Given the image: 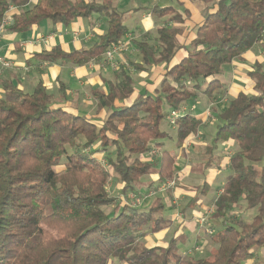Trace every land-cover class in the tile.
Returning a JSON list of instances; mask_svg holds the SVG:
<instances>
[{
    "label": "trees",
    "instance_id": "16d2710c",
    "mask_svg": "<svg viewBox=\"0 0 264 264\" xmlns=\"http://www.w3.org/2000/svg\"><path fill=\"white\" fill-rule=\"evenodd\" d=\"M203 1L202 22L188 45L181 41L183 29L176 26L185 22L180 13L171 7L151 9L153 16L169 19L157 29L154 45L135 42L143 61L130 64L133 71L165 65L160 87L155 95L136 93L132 71L117 66L113 80L105 81L107 93L91 92L102 117L56 107L55 94L42 82L27 93L12 78L0 81V264H246L257 259L256 252L264 248L262 62L246 74L253 92H239L221 113L215 146L200 167H210L217 144L234 142L229 175L211 215L212 226L222 227L212 228V255L181 253L188 236L172 238L166 246H146L142 240L148 234L160 233L172 222L164 217L159 198L148 209L128 202L155 167L158 185L175 176L174 154L163 151L156 162L146 156L152 142L162 148V141L170 138L162 127L170 112L193 106L200 94L211 101L224 94L225 84L218 77L225 66L257 44L264 56V0ZM95 14L107 20L99 40L89 49L66 52L57 45L34 54L47 65L105 61L106 53L129 34L122 13L109 0H0V28L10 34H23L43 22L66 27ZM183 51L185 56L176 62ZM200 80L206 81L204 88ZM64 87L58 89L63 99ZM201 126L190 113L177 119V147ZM98 152L104 163L94 155ZM113 177L121 186L118 196L108 190ZM194 203L181 210L183 219ZM239 209L255 213L246 219Z\"/></svg>",
    "mask_w": 264,
    "mask_h": 264
},
{
    "label": "crops",
    "instance_id": "0c3cea01",
    "mask_svg": "<svg viewBox=\"0 0 264 264\" xmlns=\"http://www.w3.org/2000/svg\"><path fill=\"white\" fill-rule=\"evenodd\" d=\"M86 1H96L98 3L103 2L104 0H86ZM113 3V6L122 13L124 18L126 14L134 13L136 11L145 9V14L142 15L141 20L137 19V30L136 32L129 29V34L125 37L124 41L129 42V47L127 51L116 54L115 59L117 65L124 64L130 71L132 70L131 62L134 64L142 65V61L138 60L140 52L137 49L135 42L144 40L151 45L156 43L157 38V29L160 26H163L166 21L169 19V16L162 18H157L151 14V9L155 6L159 8L171 7L176 12L180 13L183 16L184 23L183 25H176L183 29L184 34L181 37V41L188 45L195 37V32L197 27L202 22L201 13L206 9V3L203 0H133L138 2V6H127V0H109ZM143 1V2H142ZM151 4H150V3ZM120 7H125L123 10ZM126 5V6H125ZM14 12V9L11 10V15ZM8 15V17H9ZM107 20L104 17H101L97 14L93 15L88 19H78L75 22L71 23L69 26H62L60 24L47 25L46 22H43L39 26L33 27L30 31H27L23 34H10L5 32L4 28H0V57H4L12 62L13 66L10 69H3L0 64V81L12 78L14 82L19 84V87L24 91H32L37 83L42 82L46 85L48 90L51 93H54L56 96V107H62L69 112L79 114L75 109L70 108V104H76L79 102L77 97L79 93H82L85 87H89L88 94L90 99L95 103L94 111L91 114H79L87 117L103 116V113H100L97 110L96 101L92 98L91 92L93 90H100L107 93V85L105 81H112L114 78V72L111 67L107 69L105 61L103 62H92L85 66H74V65H61V64H52L47 65L42 61L34 59V54L41 51L50 50L54 46H61L62 49L66 52H71L73 50L89 49L94 43L99 40V36H102L107 31ZM171 25V24H170ZM14 36H18V40H14ZM53 37V40L48 43L42 42H32V40L37 39L38 37ZM256 47V46H255ZM254 50V48H253ZM253 50L245 52L240 60L233 61L232 65L236 66L238 70L236 73L238 77H243L250 86L251 93L253 92V83L247 77V72L252 70V66L257 62H261V59L264 60L263 54L261 57L253 56ZM185 56L184 51L178 55L176 62H179L182 57ZM251 61V66L247 67V64ZM27 69V70H26ZM111 70V71H110ZM28 72L27 76L25 73ZM146 78L142 84H137L135 76L133 78L136 84V93L147 92L150 95H155V89L160 87L162 82L163 75L165 73V65H159L152 67L150 70L145 71ZM241 73L243 75H241ZM111 75V78L110 76ZM230 75H228V78ZM229 79L224 81V84H228ZM236 84L242 83L240 79H232V82ZM61 83V84H60ZM61 85H64L66 90V98L63 99L58 89ZM229 85V84H228ZM227 85V86H228ZM232 85V84H231ZM237 85H233L231 88L228 87L227 93L232 90H237L233 98H235L239 92L244 91L243 89L237 88ZM226 93V91H225ZM249 93V92H248ZM87 93H85L86 95ZM224 95V94H222ZM222 95H218L214 101L209 100L208 105L204 108L203 111L196 113V109L190 111V114L194 115L201 120L202 126L199 129L197 135H191L184 142L182 148L177 147V134L176 128L174 132L176 134V142L172 140V135L167 128H171L166 122V127H163L170 134V138L166 139L163 142L164 147L154 148L155 142H152L151 147L161 151L171 152L176 156V163L174 165L175 176L180 177V187L173 189L175 198L183 197L186 195L189 199L185 205L180 207V212L185 206L189 204L192 200L195 201L194 206L191 208L190 212L188 211V218L183 219L182 213L178 215V204L175 200L172 207L169 205V202L162 200L164 204V217L171 220V225L164 229L162 232L152 235H160L165 233L168 230H171V236L169 237L166 244L172 239L177 237L188 236L186 244H182L186 254L189 249L193 248L198 242V238L202 236L201 230H198L197 227H205L199 224L200 220L203 219L202 212H200L202 207L209 206V210H215L214 201L221 193V189L225 183V172H229L228 165L230 161V156L236 151L237 147L234 142L220 143L217 144L213 150V161L208 169L205 171L201 170V166L209 160L211 156L210 147H213L214 138L217 131V127L222 124L220 120L221 113L227 107V100H222ZM3 96V89L0 85V98ZM200 98V97H199ZM231 98V99H233ZM230 99V100H231ZM199 100V99H198ZM90 101V100H89ZM99 114V115H97ZM102 114V115H101ZM212 117V120L209 121L210 125H207L208 118ZM163 125V124H162ZM207 127V128H206ZM172 129V128H171ZM173 130V129H172ZM212 130V131H210ZM207 137L205 142L204 138ZM175 144V145H174ZM172 147L176 148L179 152L175 154ZM171 149V151L168 150ZM103 158V153H101ZM162 155V154H161ZM147 156V155H146ZM161 158V156H160ZM157 158L154 161L159 160ZM218 159V165L214 166L215 161ZM214 166V167H213ZM155 172L146 179H141L140 186L138 190L142 193L143 191L147 193L149 186H157L159 183V175L157 173L158 167L154 168ZM192 177H188V174ZM187 174V175H186ZM154 176V177H153ZM153 178V179H152ZM217 180H222V184L217 183ZM146 184L148 185L146 187ZM182 186V187H181ZM206 187V190H205ZM215 188V192L209 196V192L212 188ZM121 186L119 185V191ZM205 190V192H203ZM166 193L162 192V194ZM149 195V194H148ZM149 198V197H147ZM157 198V197H155ZM155 198L144 199V204L140 209H148ZM213 206H210V205ZM173 229V230H172ZM207 229V228H205ZM204 234V233H203ZM194 240V242H192ZM202 241V240H201ZM148 247L155 246H166V245H146ZM213 249V248H212Z\"/></svg>",
    "mask_w": 264,
    "mask_h": 264
},
{
    "label": "rangeland",
    "instance_id": "374dc122",
    "mask_svg": "<svg viewBox=\"0 0 264 264\" xmlns=\"http://www.w3.org/2000/svg\"><path fill=\"white\" fill-rule=\"evenodd\" d=\"M136 1L127 0V4L126 5L127 6H129V5H132V6H136L137 5L138 6V2H136ZM119 8H121L123 10V8H125V7H120V5H119ZM144 12H146V10L145 9H142V10L136 11L134 13H131L130 12L129 14H126L125 17L123 18V23L130 30L136 32V30H137V19L140 21L142 15L145 14ZM46 24L47 25H51V23H49V22H46ZM18 39H19L18 36H14V40H18ZM262 54H263V47H262L261 44H257L256 47H254L253 56L261 57ZM138 60L142 61L141 54H140ZM237 60H240V59H237ZM261 62L264 64V60L263 59H261ZM249 66H251V61L247 64V67H245V68H249ZM107 69H108V67H107ZM237 71L238 70L236 69V66H234V65L231 64V65L225 66L224 71H223V74L218 77V79L221 82H224L227 79H229V81H228V84L229 85L227 84L228 85L227 86L225 84V91H226V93H224V95H222V97H223L222 100H223L224 103H225L224 100H227V102L230 101V99L233 98L234 94L237 92V90H232L231 92H228L227 93L228 87L231 88L233 85H237L238 86L237 88L243 89L245 92L251 93L250 86H249L251 84H249L248 82H246V80L243 77H241V76L238 77V74L236 73ZM27 74H28V72L25 73V76H27ZM132 74H134L137 84L139 83V84H142L143 85V82L145 81L144 79L146 78L145 71H132ZM228 75H230L229 78H228ZM241 75H243V74L241 73ZM109 76L111 78V75H109ZM235 78L240 79L242 83H240V84L237 83L236 84L234 81L232 82V79L234 80ZM198 83H200L203 88L207 84L206 81H204V80H200V81H198ZM189 84L192 85V84H194V82H190ZM25 91L27 93H31L32 92V91H27V90H25ZM87 91H89V87H85L84 88V90H83V96H82V93H79V97H77V100L79 102H77L75 105L74 104H70V108H73L75 106L76 107L75 110L79 114H83L84 113V114H91L92 115V113L94 111L96 112V110H95L96 108H94L95 103L92 101V99H90V96H89V94H88ZM54 93H56V92H54ZM85 93H87V94L85 95ZM199 97H200V98H198L199 100H197L196 103L193 105L194 110L196 109V113H198L199 111H203L204 108L209 103V100H208V98L205 95L200 94ZM97 115H99V114H97ZM211 120H212V117L210 116L208 118L207 125H210L211 126V124L209 122ZM167 121L169 122V120H167ZM167 121H165L163 123V125H162L163 127H166V122ZM169 126L173 130L171 128H167V129L170 131V133L172 135V138H173L172 140H174V142H176V134L174 132V129L176 128V125L175 126H172L170 124ZM210 131H212V130H210ZM204 140L206 142L207 141V137H205ZM172 149L175 152V154H178L179 151L176 148L172 147ZM168 150L171 151V149H169V148H168ZM161 154H162L161 151H158V154H156V152L155 153L154 152L153 153H149L147 155L148 156L147 159L149 161H154L157 158H160ZM94 155L96 156V158H98L99 160H101V162H103V163L105 162L104 161V158H102V155H101L100 152H98V153H96ZM216 165H218V159L215 161L214 166H216ZM153 172H155L154 169L151 172L150 176L153 174ZM187 174H188V177L189 178L192 177V175H189V173H187ZM228 175H229V172H225L224 173L225 178ZM179 178L180 177H178L176 175L172 179V180H175V182H176V186H175L176 189L179 188L180 187V184L182 183V182L180 183V179ZM143 179H146L147 180V178H143ZM172 180H167L165 182H162L158 186H154V184H153V186L152 185L149 186L148 189H147V193L144 192V191L142 193L140 191H138L139 193L137 194V196H136V194L130 195V198H129V201H128L129 204L132 205L133 203L136 202V200H140L141 201V205L136 206V207H142L143 204H144L143 203L144 202V199L147 200V199H149L151 197L152 198H155V197L158 198V197H160L162 195L163 198H164V201L169 202V205L172 206V207H175L173 205L174 204L173 202L175 200L177 201L178 204H176L177 205L176 207L178 208V213H179L178 215L180 216V213H181L180 212V207H182V205H185V203L188 202V199L189 198L186 195H184L183 197L175 198V196H174V192L175 191L173 190L175 187L172 188V189H169L164 194H162V191L159 190L160 189V186L162 184H164V183H166L168 181H172ZM221 182H222V180H217V183L222 184ZM119 185H120V183L118 182V180L113 177L112 180H111V182H110V184H109V186H108V190L110 191V193L112 195L118 196ZM147 186L148 185L146 184V187ZM214 192H215V188L213 187L211 189V191L209 192V196L212 195V193H214ZM148 193H149V195H148ZM150 193H151V195L152 194L153 195L150 196ZM147 197H149V198H147ZM163 198H161V199H163ZM210 206H213V205L211 204ZM210 208L211 207L205 205V207H202L200 209L201 210L200 212H202V214H203L202 215L203 219H201L200 222L206 220V223H205L206 226L204 228L203 227H197L198 230H201L202 236L200 238H198V242L195 244V246L193 248L189 249V252H188L189 253L188 254L189 256L201 257V258L210 257L212 255V250H214L216 248V245L213 242L212 236L205 231L206 230L205 228H207V229H210V231L213 232V229L212 228L215 227V226H212L214 223H212V219H211L212 211L209 210ZM213 208H215V207H213ZM110 210H111L110 208L106 209L107 212L110 211ZM213 211H214V209H213ZM239 211L242 212L243 210L242 209H239ZM254 213H255L254 211H251L250 212V215L253 216ZM250 215L247 212L246 213L245 212H242V214H240V216H244V218H246V219H249L250 218L249 217ZM200 222H199V224H200ZM203 225H204V223H203ZM215 228H218L219 229V228H222V227L218 226V227H215ZM171 233H173V232L171 230H168L165 233H162L160 235L148 234L142 241L146 245H166V242L168 241L169 237L171 236ZM56 235L57 236H62V233H59L58 232V233H56ZM192 242H194V240ZM179 251L181 253H183V254L185 253V250H184V248L182 246L179 247ZM256 253H257V259H255L253 261H249L246 264H264V248L259 249Z\"/></svg>",
    "mask_w": 264,
    "mask_h": 264
},
{
    "label": "built area",
    "instance_id": "2783aa9c",
    "mask_svg": "<svg viewBox=\"0 0 264 264\" xmlns=\"http://www.w3.org/2000/svg\"><path fill=\"white\" fill-rule=\"evenodd\" d=\"M53 40V37H38L37 39H34L32 40V42H42V43H48L50 41ZM129 47V42L128 41H123L122 43H120L119 45H116L114 47H112L107 53H106V56H105V63L109 64L110 67L113 69V70H116L117 69V62H116V59H115V56L116 54L118 53H121V52H124V51H127ZM0 64L2 66L3 69H10L12 68L13 64L10 60L8 59H5L4 57H0ZM27 70V69H26ZM193 106H182L179 110H173L170 112V115L168 117V120H169V123L172 125V126H175L176 125V120L179 119L180 117H184L185 115H187L188 113H190V111H193ZM155 153L158 154V150L156 149H152L150 153ZM176 186V182L175 180H172V181H168L164 184H162L160 186V191L164 192V191H168L169 189H172ZM153 195V194H152ZM151 193H150V196H152ZM133 207L135 206H139L141 205V201L140 200H136L135 203L132 204ZM205 225L206 223V220L204 221H201L200 224L201 226ZM207 233L211 234V231L210 229H206L205 230Z\"/></svg>",
    "mask_w": 264,
    "mask_h": 264
}]
</instances>
